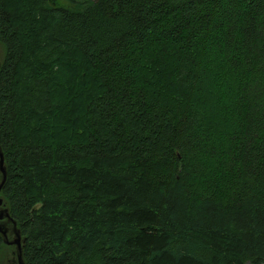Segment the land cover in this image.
<instances>
[{
    "label": "trees",
    "instance_id": "16d2710c",
    "mask_svg": "<svg viewBox=\"0 0 264 264\" xmlns=\"http://www.w3.org/2000/svg\"><path fill=\"white\" fill-rule=\"evenodd\" d=\"M0 47L24 264H264V0H0Z\"/></svg>",
    "mask_w": 264,
    "mask_h": 264
},
{
    "label": "water",
    "instance_id": "95a60500",
    "mask_svg": "<svg viewBox=\"0 0 264 264\" xmlns=\"http://www.w3.org/2000/svg\"><path fill=\"white\" fill-rule=\"evenodd\" d=\"M0 174L2 175V181L0 183V194L2 192V189L6 183L7 179V171L5 167L4 162V155L2 153L1 147H0ZM3 204V200L0 199V207ZM8 220L13 225V233L15 235V239L13 241H10L8 238V229L4 228L3 226H0V234L4 238L5 245L7 246H15L16 247V256H17V262L18 264H24L23 257H22V239L20 236V233L17 229L16 223L10 218L8 212L6 210L0 212V221Z\"/></svg>",
    "mask_w": 264,
    "mask_h": 264
},
{
    "label": "rangeland",
    "instance_id": "374dc122",
    "mask_svg": "<svg viewBox=\"0 0 264 264\" xmlns=\"http://www.w3.org/2000/svg\"><path fill=\"white\" fill-rule=\"evenodd\" d=\"M54 4L56 3L62 7H71L72 0H51ZM2 59V50L0 47V61ZM2 181V175L0 174V183ZM1 199V198H0ZM4 211L3 207H0V212ZM0 226L8 229V238L10 241L15 239L13 233V227L10 225L8 220L0 221ZM13 261H17L16 256V247L15 246H5L2 252L0 253V264H13Z\"/></svg>",
    "mask_w": 264,
    "mask_h": 264
}]
</instances>
